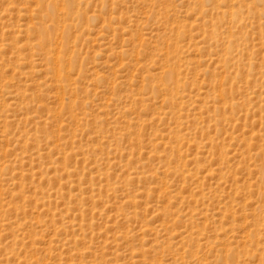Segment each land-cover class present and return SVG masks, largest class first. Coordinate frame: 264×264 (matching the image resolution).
I'll list each match as a JSON object with an SVG mask.
<instances>
[{
	"label": "rangeland",
	"instance_id": "1",
	"mask_svg": "<svg viewBox=\"0 0 264 264\" xmlns=\"http://www.w3.org/2000/svg\"><path fill=\"white\" fill-rule=\"evenodd\" d=\"M65 1L0 0V264H264V0Z\"/></svg>",
	"mask_w": 264,
	"mask_h": 264
},
{
	"label": "bare ground",
	"instance_id": "2",
	"mask_svg": "<svg viewBox=\"0 0 264 264\" xmlns=\"http://www.w3.org/2000/svg\"><path fill=\"white\" fill-rule=\"evenodd\" d=\"M63 5H64V8L66 9V11L68 12V14L73 15V12H75L74 0H66ZM51 37H52V30L50 28H48V27H45V26L41 27V29L39 31L40 40L46 41V40L50 39ZM57 70H58V72L60 71V66L59 65L57 67Z\"/></svg>",
	"mask_w": 264,
	"mask_h": 264
}]
</instances>
